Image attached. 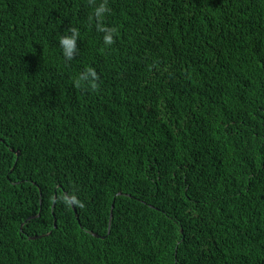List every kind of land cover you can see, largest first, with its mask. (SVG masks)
<instances>
[{"label": "trees", "instance_id": "trees-1", "mask_svg": "<svg viewBox=\"0 0 264 264\" xmlns=\"http://www.w3.org/2000/svg\"><path fill=\"white\" fill-rule=\"evenodd\" d=\"M0 264H264V0H0Z\"/></svg>", "mask_w": 264, "mask_h": 264}, {"label": "clouds", "instance_id": "clouds-1", "mask_svg": "<svg viewBox=\"0 0 264 264\" xmlns=\"http://www.w3.org/2000/svg\"><path fill=\"white\" fill-rule=\"evenodd\" d=\"M105 9L103 7L99 8L96 10V15L99 16L101 15V13L104 11ZM71 34H64L61 35L59 37V46L62 50L63 55L70 59L71 58V54L73 52V50L76 49V41L78 39V32L76 29H71ZM112 31L114 30H109L107 32V34L104 36V42L105 44H111L113 42V38H112ZM91 75L93 78H95V73L92 72L91 70H89V73L87 74H83L80 77V80H85L87 79L88 75ZM79 83V81H77ZM92 87H96V85L93 83Z\"/></svg>", "mask_w": 264, "mask_h": 264}, {"label": "water", "instance_id": "water-1", "mask_svg": "<svg viewBox=\"0 0 264 264\" xmlns=\"http://www.w3.org/2000/svg\"><path fill=\"white\" fill-rule=\"evenodd\" d=\"M18 154H19V152H17ZM56 197L57 196H55V199H56ZM113 207H114V204H113ZM113 213H111V215H112ZM55 227H57V225H55ZM96 236H99L98 234H95ZM34 238H36V237H34Z\"/></svg>", "mask_w": 264, "mask_h": 264}]
</instances>
